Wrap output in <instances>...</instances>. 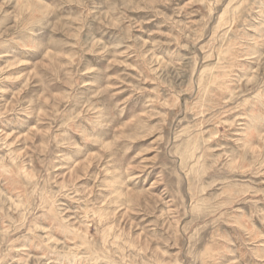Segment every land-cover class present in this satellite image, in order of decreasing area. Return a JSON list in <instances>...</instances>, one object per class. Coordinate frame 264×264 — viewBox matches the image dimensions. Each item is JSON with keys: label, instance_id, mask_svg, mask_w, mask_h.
I'll return each mask as SVG.
<instances>
[{"label": "rangeland", "instance_id": "1", "mask_svg": "<svg viewBox=\"0 0 264 264\" xmlns=\"http://www.w3.org/2000/svg\"><path fill=\"white\" fill-rule=\"evenodd\" d=\"M0 264H264V0H0Z\"/></svg>", "mask_w": 264, "mask_h": 264}]
</instances>
